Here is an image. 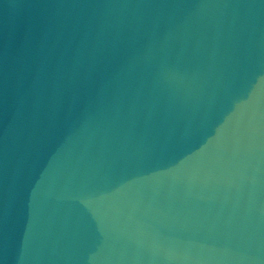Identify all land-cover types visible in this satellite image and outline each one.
Segmentation results:
<instances>
[{"label":"water","instance_id":"95a60500","mask_svg":"<svg viewBox=\"0 0 264 264\" xmlns=\"http://www.w3.org/2000/svg\"><path fill=\"white\" fill-rule=\"evenodd\" d=\"M0 264H264V0H0Z\"/></svg>","mask_w":264,"mask_h":264}]
</instances>
